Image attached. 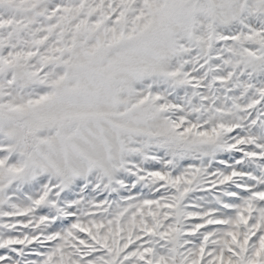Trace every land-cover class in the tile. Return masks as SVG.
<instances>
[{"label":"snow or ice","instance_id":"snow-or-ice-1","mask_svg":"<svg viewBox=\"0 0 264 264\" xmlns=\"http://www.w3.org/2000/svg\"><path fill=\"white\" fill-rule=\"evenodd\" d=\"M0 264H264V0H0Z\"/></svg>","mask_w":264,"mask_h":264}]
</instances>
